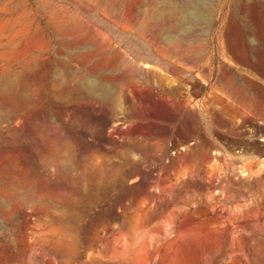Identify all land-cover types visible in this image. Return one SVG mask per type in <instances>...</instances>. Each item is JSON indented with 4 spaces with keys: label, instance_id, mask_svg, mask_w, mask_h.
<instances>
[{
    "label": "rangeland",
    "instance_id": "374dc122",
    "mask_svg": "<svg viewBox=\"0 0 264 264\" xmlns=\"http://www.w3.org/2000/svg\"><path fill=\"white\" fill-rule=\"evenodd\" d=\"M0 264H264V0H0Z\"/></svg>",
    "mask_w": 264,
    "mask_h": 264
}]
</instances>
